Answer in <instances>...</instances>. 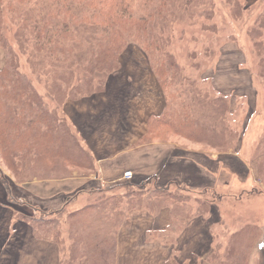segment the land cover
<instances>
[{"label": "rangeland", "instance_id": "rangeland-1", "mask_svg": "<svg viewBox=\"0 0 264 264\" xmlns=\"http://www.w3.org/2000/svg\"><path fill=\"white\" fill-rule=\"evenodd\" d=\"M42 1L25 0L24 8L21 6V9L18 0H4L3 32L16 53L18 69L28 76L34 88L49 103V107L54 109L57 117L69 124L95 160L90 147L82 140L84 136L74 127L73 118L81 124L82 117L83 122L87 119L88 132L94 123L99 122L98 125L103 127L111 123V117L119 118L120 115L122 121L121 111L126 114L129 101L140 96L145 90L144 76L147 75L148 69L155 77L156 75L142 47L131 42L120 56V67L101 77L105 83L102 92L72 97L71 89L76 86L80 75H83L82 67L92 46L91 35L83 31V28H78L76 39L67 41L63 56L53 54L50 47L37 50L31 35L33 26L47 14L39 13ZM10 4L16 8L12 9ZM151 32L169 40L167 48L182 68V76L172 81L166 92L158 82L166 104L175 112H186L193 121L200 119L207 123L211 121L215 126L217 124L215 129L218 139L208 145L207 142L192 141L177 134L163 132L154 138V142L138 141L132 147L133 151L139 152L149 144L173 143L174 149H178L174 150L173 154L203 159L206 154L234 153L242 147L240 156L255 160L258 167L255 162L252 164L254 175L248 177L246 185L241 186L236 181L235 187H217L216 194L208 193L199 197L213 201L220 217L216 215L219 223L212 227L213 242L210 243L208 238L199 244L197 252L202 254L204 264H236L229 253L227 256L225 252L229 244L227 240L249 225L252 227L249 237L244 241L235 240L236 246L244 251L241 264H264V0L169 1L165 3L164 12L151 22ZM71 45L75 48L74 60L73 56H70ZM4 64L5 52L0 47V70ZM70 73L74 74L73 78ZM68 116L71 117L70 120ZM116 133L114 131L113 135ZM60 155L54 154L51 162H47L49 157L46 155L36 156L33 160L31 158L34 162L27 168L16 165V162L14 166L9 167L0 154V202L10 205L16 217L22 220L24 215L34 219L39 217L31 205L41 208L46 216H51L50 219L55 217V224L45 229L44 235L49 237V240L43 241L53 242L50 240L53 237L57 240L56 243L53 242L59 249L56 264H84L86 257L81 250L83 243L72 228L73 222L69 221L70 212L112 193L121 194L126 190L118 187L101 197L98 192L101 184L99 180L90 177L96 173L86 167L85 159L80 163L82 168H73L75 165L65 159L64 155ZM76 170L79 171L78 175L88 178L82 194L73 198L69 195L64 201L63 195L51 199L54 191V195L58 194L60 182L69 178ZM222 172L218 180L234 183L238 174L231 169ZM239 176L240 179H245V174L241 173ZM143 179L133 175L130 179H122L107 187L132 181L138 183ZM85 190H88V193ZM34 191L41 193L42 198L33 196ZM220 197H225V200L218 201ZM127 205L125 200L124 204L121 203L119 212L110 214L113 223L119 221V225H122L129 221L126 216H130L132 210H127ZM161 235L155 233L154 238L163 236L164 242L170 243L174 241L176 234L174 230H170ZM28 240L29 235L24 237L26 243H21L20 250L18 241L14 243L13 238L11 243L18 245L16 251L26 256V251L31 246ZM31 249H34V246ZM38 249L41 250L40 257L45 255L44 246ZM103 253H107L109 257L108 261L104 258L102 264H120L118 242L117 257L113 249L104 250ZM2 256H5L4 251L0 253V258ZM87 258L89 264H96L89 254ZM29 260V257L19 259L20 264H29ZM46 260L42 264H47L49 259ZM183 260L184 257L175 252L169 257L168 263H195L193 259L186 263H183Z\"/></svg>", "mask_w": 264, "mask_h": 264}, {"label": "trees", "instance_id": "trees-1", "mask_svg": "<svg viewBox=\"0 0 264 264\" xmlns=\"http://www.w3.org/2000/svg\"><path fill=\"white\" fill-rule=\"evenodd\" d=\"M24 1L18 0L21 9ZM169 1L174 0H43L39 13L47 14L33 26L31 38L37 50L50 47L53 54L63 56L67 41L76 39L78 28H83V31L91 35L92 46L82 67L83 75H80L76 86L71 89L74 98L82 94L102 92L105 83L101 77L120 67V56L131 42L142 47L158 82L166 92L169 84L182 76V68L174 54L167 48L169 40H164L151 32V22L164 12L165 3ZM3 5L4 0H0V47L5 52V64L0 70L2 160L9 167L14 166L16 162V165L30 168L31 162H34L31 158L33 160L36 156L46 155L49 157L47 162H51L53 155L60 153L75 165L73 168H82L80 163L85 159L86 167L96 173L93 155L85 148L69 124L57 117L54 109L49 107V103L34 88L28 76L18 69L16 53L2 28ZM10 6L12 9L16 8L12 4ZM74 53L75 48L71 45L70 56H73V60ZM72 64L74 65V62ZM70 75L73 78L74 74ZM58 77L62 79L61 76ZM178 113L166 104L160 115L149 118L148 130L142 141L154 142V138L163 132L177 134L192 141L207 142L208 145H212L209 143L218 139L215 129L217 124L215 126L211 121L207 123L200 119L193 121L186 112ZM155 183L156 177H148L138 183L132 181L101 187L98 191L101 197L118 187L126 191L121 194L112 193L70 212L69 221L73 222L72 228L83 243L81 250L86 257L84 264H89L88 254L96 264H102L104 258L108 261L109 255L103 253L107 249L110 251L113 249L117 257L119 229L127 225L134 214H156L160 209L168 207L173 214L170 230H174L175 234L181 232L194 218L210 214L213 201L199 198L204 197L205 192L201 191L203 195H197L185 183L177 180L163 186ZM125 200L128 204L127 210H132L130 216L128 214L126 216L129 221L122 225H119V221L113 223L110 214L119 212L120 205L124 204ZM107 205H111L110 208L106 207ZM32 209L39 217L34 219L24 215L23 220L31 225L36 238L49 240V237L44 235L45 229L55 224V217L50 219L51 216H46L37 206H32ZM86 213L91 214L84 215ZM251 230L252 227L245 226L238 234H233V238L229 237L227 240L229 244L225 252L227 256L229 253L236 264L243 262L244 251L243 248L236 246L235 240H246ZM50 240L57 242L55 237Z\"/></svg>", "mask_w": 264, "mask_h": 264}, {"label": "crops", "instance_id": "crops-1", "mask_svg": "<svg viewBox=\"0 0 264 264\" xmlns=\"http://www.w3.org/2000/svg\"><path fill=\"white\" fill-rule=\"evenodd\" d=\"M144 78H146L144 83L146 91L144 90L140 96L129 101L126 114L121 111L122 121L121 116L117 115L119 118L111 117L112 122L108 121L109 123L104 127L98 125L99 122L94 123L88 132L86 130V128L89 129L86 123L87 119L83 122L82 117V124L75 121L74 118L73 121L71 120L74 127L84 136L82 140H85L94 154L96 174L90 177L99 180L101 187H106L124 179V173L131 171L134 177H143L144 179L156 177L159 185H166L172 180L183 182L197 195H203L202 192H205V195L208 193L214 195L217 187L230 189L235 187L236 181L241 186L246 185L248 177L254 175L252 164L255 162L257 165V162L240 156L242 147L234 153L206 154V158L203 159L173 154L174 150H178L174 149L173 145L175 144L173 143L149 144L139 152L133 151L132 147L141 141L147 133L149 118L160 115L166 106L164 94L152 71L150 72L148 69ZM66 112H68L67 109ZM68 119L70 120L71 117L68 116ZM120 124L123 125V129L120 128ZM114 131L117 133L113 135ZM227 169L238 174L234 183L218 180L223 173L222 170ZM255 170L257 174V169L255 168ZM241 173L245 174V179H242L243 177L240 179ZM87 180V177H82L74 171L69 178L60 182L61 188L58 194L54 195V191L50 198L63 195L64 201L65 197L69 195L72 198L81 195ZM239 188L241 190V187ZM85 191L88 193V190ZM32 195L42 198L41 193L36 191L32 192ZM46 195L48 196V194ZM217 200L223 201L225 197H220ZM12 210L10 205L0 202V253L4 251L5 254L0 258V264H20L19 259L23 257L30 258L29 264H42L46 259L50 260L47 264H56L59 258L57 244L38 240L33 235L32 227L21 218L16 217ZM216 215L220 217L219 210L213 203L210 214L194 218L181 232L176 233L173 242L165 243L162 235L170 231L173 221L170 208L164 207L156 214H134L130 222L121 227L118 232L119 263L169 264L168 259L172 253L176 252L177 254L178 252L180 256L184 257L183 263L193 259L194 264H204L202 254L197 251L199 244L207 241L208 238L210 243L213 242L212 227L215 223L217 225L219 223V218L216 219ZM155 233L162 234V237L154 238ZM28 235L30 237L28 242L31 246L26 251V256H23L16 250L22 249L21 243H26L24 237ZM13 238L14 243L18 241L20 244L18 249V245L11 243ZM33 246L34 249H31ZM41 246H44L46 251H44L45 255L40 257L39 251L41 250L38 248Z\"/></svg>", "mask_w": 264, "mask_h": 264}, {"label": "built area", "instance_id": "built-area-1", "mask_svg": "<svg viewBox=\"0 0 264 264\" xmlns=\"http://www.w3.org/2000/svg\"><path fill=\"white\" fill-rule=\"evenodd\" d=\"M124 177H125L126 179H130V178L132 177V173H131V172H126V173L124 174Z\"/></svg>", "mask_w": 264, "mask_h": 264}]
</instances>
